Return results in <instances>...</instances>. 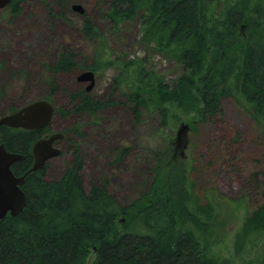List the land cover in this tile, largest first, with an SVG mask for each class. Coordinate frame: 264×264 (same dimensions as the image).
<instances>
[{
  "label": "trees",
  "instance_id": "trees-1",
  "mask_svg": "<svg viewBox=\"0 0 264 264\" xmlns=\"http://www.w3.org/2000/svg\"><path fill=\"white\" fill-rule=\"evenodd\" d=\"M68 1L57 0L56 4L65 8ZM110 2L107 16L114 24L134 19L146 10L143 38L157 39L164 49L183 45L177 57L185 74L172 89L146 67L138 64L133 69L135 62H123L126 65L117 85L128 84L133 71L139 73L137 86L133 84L128 92L137 119L157 97L160 108L171 102L183 111L194 110L198 119L189 122L200 123L221 114L222 98L232 96L264 127V0ZM9 8L12 17L21 12L18 0ZM165 29H170L169 36L160 35ZM83 32L91 41L104 38L91 18H87ZM97 51L94 64L81 65L83 71L116 63L105 57L104 45ZM76 58L72 49L64 50L50 69L55 73L69 71L79 65ZM51 83L48 97L57 89L55 77ZM73 100L72 109L59 111L95 115L111 105L109 99L85 90L73 94ZM160 113L166 117L168 110L163 108ZM47 128L0 125V143L25 155L12 166L17 175L33 166V145L48 135ZM81 128V124L76 125L69 132L78 136L83 134ZM178 143L171 138L164 145L147 189L128 205L111 192L108 181L86 184L78 145L60 177L47 178L48 163L28 173L22 186L26 207L16 216L8 214L0 223V264H234L212 253L219 243L214 244L211 238L213 230L218 231V210L213 207L217 198L200 203L188 169L178 160ZM122 153L118 151L119 156ZM246 226V235H264V203L247 219Z\"/></svg>",
  "mask_w": 264,
  "mask_h": 264
},
{
  "label": "rangeland",
  "instance_id": "rangeland-1",
  "mask_svg": "<svg viewBox=\"0 0 264 264\" xmlns=\"http://www.w3.org/2000/svg\"><path fill=\"white\" fill-rule=\"evenodd\" d=\"M56 1L18 0L21 12L15 17L10 4L0 8V118L34 100H51L56 111L45 135L66 132V137L58 142L62 153L48 162L47 178L61 176L78 145L86 184L108 181L111 192L128 205L147 189L164 145L171 138L179 142L180 123L198 117L194 110L183 111L178 103L165 102L160 108L155 97L137 119L128 92L133 84L137 86L139 73L133 71L128 84L117 85L126 65L123 62H135L133 69L138 64L146 67L172 89L185 74L177 57L183 45L164 49L157 39L143 38L146 10L114 24L107 16L110 0H69L65 8ZM76 2L83 5L84 13L72 9ZM87 18L94 20L104 38L91 41L85 36ZM160 32L166 37L170 29ZM100 45L105 47V57L116 63L99 66L92 93L109 99L111 105L95 115L63 114L60 108L72 109L73 94L86 87L87 82L78 80L84 69L81 65L94 64ZM69 49L77 55L79 65L52 72L60 53ZM53 77L57 89L48 97ZM163 108L168 110L166 117L160 113ZM222 109L183 136L185 157L179 152L178 160L188 169L201 204L217 198L213 207L218 210V231L213 230L211 238L219 243L213 246V255L234 264H264V235H246L245 229L247 219L264 203V127L232 96L222 98ZM80 124L83 134H70Z\"/></svg>",
  "mask_w": 264,
  "mask_h": 264
},
{
  "label": "water",
  "instance_id": "water-1",
  "mask_svg": "<svg viewBox=\"0 0 264 264\" xmlns=\"http://www.w3.org/2000/svg\"><path fill=\"white\" fill-rule=\"evenodd\" d=\"M12 1L0 0V8L7 7ZM72 9L80 13L85 11L83 5L77 2L72 4ZM95 76L96 72L93 69H87L82 71L78 80L87 82L86 90L92 91L96 83ZM55 111L56 108L50 100L37 99L15 112L2 116L0 125L30 130L42 128L51 123ZM189 128L188 123L182 122L179 129L186 131ZM64 138V132H54L37 140L33 145L34 164L22 175H17L12 166L16 161L23 159L24 154L9 150L4 142L0 143V223L8 214L16 216L24 210L27 197L22 186L26 183L28 173L43 169L48 161L59 156L62 149L56 141Z\"/></svg>",
  "mask_w": 264,
  "mask_h": 264
},
{
  "label": "flooded vegetation",
  "instance_id": "flooded-vegetation-1",
  "mask_svg": "<svg viewBox=\"0 0 264 264\" xmlns=\"http://www.w3.org/2000/svg\"><path fill=\"white\" fill-rule=\"evenodd\" d=\"M11 4V3H10ZM120 59V58H119ZM81 82V81H80ZM94 89V88H93ZM83 90H85V91H87L86 90V88H84ZM87 92H89V93H92V91H87ZM93 94V93H92ZM21 108V107H20ZM20 108H18V109H16V110H13V111H11V113L12 112H15V111H17V110H19ZM188 124H189V126H190V128L188 129V130H186V131H181L179 128H180V125L178 126V129H177V135H178V138H179V143H178V149L177 150H179V152H181V154L185 157V150H181V148H182V139H183V136H185L187 133H189V132H193L194 131V128H193V125H195L196 124V121L193 123V122H188ZM49 126V125H48ZM45 127V126H44ZM13 128V127H12ZM43 128V127H42ZM30 130V129H29ZM48 136V135H47ZM47 136H43V137H47ZM65 137H66V132H65ZM63 140V139H62ZM61 141V140H60ZM60 141H56V144L57 145H59L60 143H58V142H60ZM184 147H186L185 146V144H184ZM32 152H33V148H32ZM25 156V155H24ZM34 156V155H33ZM34 161H35V157H34ZM49 162V161H48ZM47 162V163H48ZM33 164H34V162H33ZM46 166V165H45Z\"/></svg>",
  "mask_w": 264,
  "mask_h": 264
},
{
  "label": "bare ground",
  "instance_id": "bare-ground-1",
  "mask_svg": "<svg viewBox=\"0 0 264 264\" xmlns=\"http://www.w3.org/2000/svg\"><path fill=\"white\" fill-rule=\"evenodd\" d=\"M146 6V5H145ZM169 28V27H168ZM165 31V30H164ZM161 33V32H160ZM163 34H164V32H163ZM161 35V34H160ZM167 35H169V34H167ZM164 36V35H163ZM109 67V66H108ZM146 71H147V69H146ZM151 74V73H150ZM101 75V74H100ZM154 75V74H153ZM144 78V77H143ZM116 79V78H115ZM143 80V79H142ZM158 81V80H157ZM88 84V83H87ZM155 84V83H154ZM144 85V84H143ZM117 86V85H116ZM152 86V85H151ZM125 87V86H124ZM163 115V114H162ZM171 118V117H170ZM164 120V119H163ZM169 121V120H168ZM171 166V165H170ZM216 210V209H215ZM215 214V213H214ZM125 215V214H124ZM215 216V215H214Z\"/></svg>",
  "mask_w": 264,
  "mask_h": 264
}]
</instances>
